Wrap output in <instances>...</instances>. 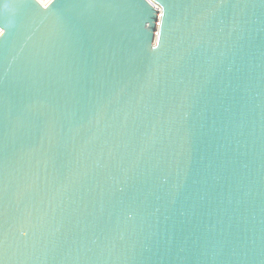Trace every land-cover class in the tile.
<instances>
[{
    "label": "water",
    "instance_id": "95a60500",
    "mask_svg": "<svg viewBox=\"0 0 264 264\" xmlns=\"http://www.w3.org/2000/svg\"><path fill=\"white\" fill-rule=\"evenodd\" d=\"M0 264H264V0H0Z\"/></svg>",
    "mask_w": 264,
    "mask_h": 264
},
{
    "label": "rangeland",
    "instance_id": "374dc122",
    "mask_svg": "<svg viewBox=\"0 0 264 264\" xmlns=\"http://www.w3.org/2000/svg\"><path fill=\"white\" fill-rule=\"evenodd\" d=\"M41 4H45L46 3V0H38Z\"/></svg>",
    "mask_w": 264,
    "mask_h": 264
},
{
    "label": "built area",
    "instance_id": "2783aa9c",
    "mask_svg": "<svg viewBox=\"0 0 264 264\" xmlns=\"http://www.w3.org/2000/svg\"><path fill=\"white\" fill-rule=\"evenodd\" d=\"M50 1L51 0H46V3L44 5L48 4ZM1 33H2V31L0 30V35H1Z\"/></svg>",
    "mask_w": 264,
    "mask_h": 264
}]
</instances>
